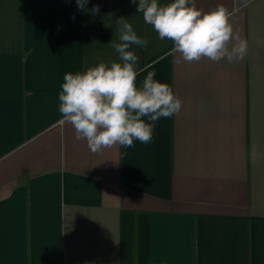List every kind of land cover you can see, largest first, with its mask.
<instances>
[{
	"label": "crops",
	"instance_id": "1",
	"mask_svg": "<svg viewBox=\"0 0 264 264\" xmlns=\"http://www.w3.org/2000/svg\"><path fill=\"white\" fill-rule=\"evenodd\" d=\"M196 3L234 12L243 60L177 62L131 0H0V264H264V0ZM120 17L147 41L137 84L155 72L183 106L150 143L93 153L58 95L118 60Z\"/></svg>",
	"mask_w": 264,
	"mask_h": 264
},
{
	"label": "clouds",
	"instance_id": "2",
	"mask_svg": "<svg viewBox=\"0 0 264 264\" xmlns=\"http://www.w3.org/2000/svg\"><path fill=\"white\" fill-rule=\"evenodd\" d=\"M131 3L138 4L137 13L143 14L144 22L152 26L160 40L172 41L166 56H173L177 62L208 58L233 63L248 53V40L234 34V12L223 4L206 11L197 6L196 0ZM88 4L89 0H76L79 11L97 15L99 6L89 9ZM115 24L117 39L109 44L118 60L100 61L86 71L66 73L58 95V123L71 124L75 138L86 140L93 153L116 144L130 148L135 141L150 143L157 123L175 116L183 106L171 85L157 80L155 72H148L137 84V77L152 65L140 66L133 45L143 48L147 41L128 18L120 17Z\"/></svg>",
	"mask_w": 264,
	"mask_h": 264
}]
</instances>
